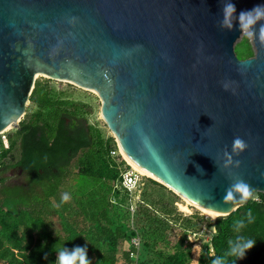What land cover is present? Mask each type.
I'll use <instances>...</instances> for the list:
<instances>
[{"label":"water","instance_id":"95a60500","mask_svg":"<svg viewBox=\"0 0 264 264\" xmlns=\"http://www.w3.org/2000/svg\"><path fill=\"white\" fill-rule=\"evenodd\" d=\"M255 5L264 0H0V132L18 127L38 75L73 82L97 93L126 162L226 217L264 192V18L248 29L253 54L234 50L239 13ZM240 180L248 196L232 187Z\"/></svg>","mask_w":264,"mask_h":264},{"label":"trees","instance_id":"16d2710c","mask_svg":"<svg viewBox=\"0 0 264 264\" xmlns=\"http://www.w3.org/2000/svg\"><path fill=\"white\" fill-rule=\"evenodd\" d=\"M252 54L247 42L241 58ZM29 102L18 127L6 133L7 146L0 137V264H55L57 250L74 245L87 246L91 264H189L188 236L203 224L213 232L196 264L215 257L232 264L229 249L240 237L256 243L235 264H264V192L215 221L199 211L182 214L178 196L151 177L143 176L137 191L122 186L128 164L112 154L114 137L87 122L85 102L55 89L49 78L35 80ZM9 169L37 181L42 194L10 204L1 193Z\"/></svg>","mask_w":264,"mask_h":264},{"label":"rangeland","instance_id":"374dc122","mask_svg":"<svg viewBox=\"0 0 264 264\" xmlns=\"http://www.w3.org/2000/svg\"><path fill=\"white\" fill-rule=\"evenodd\" d=\"M249 33L250 31L247 30ZM248 42L252 48L251 42V35L246 34L245 30L243 29L242 33L240 34L239 38L234 43V50L236 55L241 58L242 52L244 50L245 44ZM37 78L44 79L49 78V84L53 86L57 90H62L65 94L69 95L71 98L82 100L87 104L86 109V120L89 123H97L100 126L106 135L113 136L112 132L107 128L106 124L104 123L101 114H100V98L97 96V93L94 90H90L87 88H82L76 85L73 82H69L66 80H59L53 79L48 77L47 75H38ZM36 78V79H37ZM31 103L28 101L26 106H30ZM23 117V116H22ZM21 117V118H22ZM13 128H9L4 131V134L8 132H12ZM114 137V136H113ZM118 148L117 152L118 153ZM15 155L18 154V151H14ZM122 157V156H121ZM123 158V157H122ZM6 176V181L1 187L2 197L5 200H8L10 204L13 205L16 203H25L29 204L30 201H33L38 195L42 194L41 187L37 181H35L30 176H27L22 171L17 172L15 169H9L2 173ZM143 176L150 177L148 175L143 174ZM152 178V177H151ZM67 193L66 188H62L58 196H62L63 194ZM138 192L132 196V200H136L138 198ZM177 195V194H176ZM178 200L175 202L177 209L182 212V214H191L192 212L199 211L201 214L205 216H209L213 218V216L209 215L208 213L204 212L202 209L196 207L193 204H189L185 201V199L179 195ZM213 232V228H208L204 226V224L200 227L196 234L190 233L188 236V240L192 242L191 249H192V259L190 260L189 264H196L197 257L200 252V248L202 244L209 240V237ZM176 236L171 235V240H174Z\"/></svg>","mask_w":264,"mask_h":264},{"label":"clouds","instance_id":"9594fccd","mask_svg":"<svg viewBox=\"0 0 264 264\" xmlns=\"http://www.w3.org/2000/svg\"><path fill=\"white\" fill-rule=\"evenodd\" d=\"M235 11V5L231 2L226 3L222 8V26L231 27L229 18L232 13ZM264 18V5H255L253 8L248 10H243L239 13V19L241 21V27L245 30L246 34L251 35L247 30L249 26L254 25L258 20ZM260 38L264 39V25H261ZM223 87L227 89V84H224ZM233 91H235L233 89ZM143 143L145 146H149V140L147 136L143 137ZM246 147V143L239 137L234 138L233 140V151H240ZM153 155L155 156V150H152ZM157 163L160 164L163 171H167L166 165L157 159ZM232 187L239 189L243 192L244 196L249 195V188L245 182L242 180L237 181ZM69 196L67 193L61 196V202L67 201ZM251 220V215L249 214V221ZM243 222L237 223V228L242 226ZM39 228V225L37 226ZM256 243V240L253 238L240 237L236 242L232 243L229 254L234 257L232 264H235L237 259H242L246 251L253 247ZM55 264H91L90 260L87 257V246H78L74 245L72 250L69 251L66 247H62L57 250ZM211 264H222L220 257H215Z\"/></svg>","mask_w":264,"mask_h":264},{"label":"built area","instance_id":"2783aa9c","mask_svg":"<svg viewBox=\"0 0 264 264\" xmlns=\"http://www.w3.org/2000/svg\"><path fill=\"white\" fill-rule=\"evenodd\" d=\"M0 137H1L4 145L7 146V138H6V134H4V131L0 132ZM114 153L115 152L112 151L113 155H114ZM118 153L120 154V152H118ZM126 163L128 164V167L124 168L122 173H121V184L129 192L137 191V190H139V187L142 183L143 174L139 170H137L136 168L131 166L128 162H126ZM132 242L136 245V244H138V239L133 238Z\"/></svg>","mask_w":264,"mask_h":264},{"label":"bare ground","instance_id":"6f19581e","mask_svg":"<svg viewBox=\"0 0 264 264\" xmlns=\"http://www.w3.org/2000/svg\"><path fill=\"white\" fill-rule=\"evenodd\" d=\"M43 75H44V74H43ZM7 128H10V125H9ZM127 160H128V159H127ZM128 162H129V164H130L131 166H133L134 168H136L137 170H139L142 174H145V175L151 176V174H149L148 172H146L145 170H143V169L140 168L139 166L135 165L133 162H131V161H129V160H128ZM184 199H185V201H186L187 203L195 205L194 203H192V202L189 201L188 199H186V198H184ZM195 206L198 207V208H200V209H202L204 212L208 213L209 215H211V216H213V217L219 214V212H217V211L210 210V209H207V208H204V207H201V206H197V205H195Z\"/></svg>","mask_w":264,"mask_h":264},{"label":"flooded vegetation","instance_id":"af4514ba","mask_svg":"<svg viewBox=\"0 0 264 264\" xmlns=\"http://www.w3.org/2000/svg\"><path fill=\"white\" fill-rule=\"evenodd\" d=\"M17 172H20L21 170H16Z\"/></svg>","mask_w":264,"mask_h":264}]
</instances>
